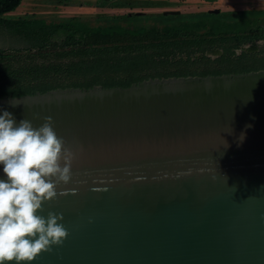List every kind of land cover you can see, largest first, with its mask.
Masks as SVG:
<instances>
[{
    "label": "water",
    "instance_id": "1",
    "mask_svg": "<svg viewBox=\"0 0 264 264\" xmlns=\"http://www.w3.org/2000/svg\"><path fill=\"white\" fill-rule=\"evenodd\" d=\"M0 109L37 127L51 116L74 153L40 213L62 214L68 235L31 264H264V70L59 88Z\"/></svg>",
    "mask_w": 264,
    "mask_h": 264
},
{
    "label": "trees",
    "instance_id": "2",
    "mask_svg": "<svg viewBox=\"0 0 264 264\" xmlns=\"http://www.w3.org/2000/svg\"><path fill=\"white\" fill-rule=\"evenodd\" d=\"M23 1L0 0V38L23 44L0 48V98L264 70V24L247 16L189 15L162 26L10 16Z\"/></svg>",
    "mask_w": 264,
    "mask_h": 264
},
{
    "label": "clouds",
    "instance_id": "3",
    "mask_svg": "<svg viewBox=\"0 0 264 264\" xmlns=\"http://www.w3.org/2000/svg\"><path fill=\"white\" fill-rule=\"evenodd\" d=\"M73 158L51 116L37 127L0 109V264H31L63 243L62 214L40 213L57 198V185L71 181Z\"/></svg>",
    "mask_w": 264,
    "mask_h": 264
},
{
    "label": "rangeland",
    "instance_id": "4",
    "mask_svg": "<svg viewBox=\"0 0 264 264\" xmlns=\"http://www.w3.org/2000/svg\"><path fill=\"white\" fill-rule=\"evenodd\" d=\"M220 0L218 3H209L206 0H112L107 6H102V0H24L23 3L10 16L37 14L38 16L48 17L49 19H66L70 17H80L83 20L94 24H108L111 22H123L124 24H141L162 26L171 24L178 20L197 19L196 11L208 9L212 6H219L222 10L230 9H262L264 10V0ZM235 4V5H234ZM180 9L183 13L164 15L166 10ZM140 11V12H139ZM145 11L146 17H140ZM129 15V13H131ZM134 12V13H133ZM129 15V17L115 18L118 15ZM209 16V15H208ZM221 16L228 17L224 12ZM241 16V15H240ZM258 22L264 24V12L262 16H257ZM231 19V18H228ZM22 47L21 42L10 40V37L0 38V48Z\"/></svg>",
    "mask_w": 264,
    "mask_h": 264
},
{
    "label": "flooded vegetation",
    "instance_id": "5",
    "mask_svg": "<svg viewBox=\"0 0 264 264\" xmlns=\"http://www.w3.org/2000/svg\"><path fill=\"white\" fill-rule=\"evenodd\" d=\"M195 1L197 2L199 0H195ZM206 1L209 3H218L220 0H206ZM235 1H241V0H235ZM235 1H232V2H235ZM175 10L179 11V13H177V14H179V15L183 14L180 9H175ZM198 11L199 12L196 11L197 16H203L206 14L221 15L224 12H227L228 18H231V19L240 18L242 16H247V17H250L252 19H257L258 18L257 16H262V11L264 12V10H262V9H240V8H236V9H230V10H222V9H220L219 6H216V5L209 7L208 9H204V10L202 9V11H200V10H198ZM144 12L145 11H142V14H145ZM135 13H137V15L140 14L138 12H135ZM131 14H132V12L129 13V15H131ZM191 16H193V15H191Z\"/></svg>",
    "mask_w": 264,
    "mask_h": 264
}]
</instances>
